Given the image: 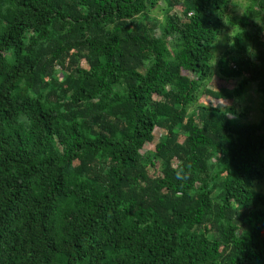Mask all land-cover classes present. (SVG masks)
Here are the masks:
<instances>
[{
    "label": "trees",
    "instance_id": "16d2710c",
    "mask_svg": "<svg viewBox=\"0 0 264 264\" xmlns=\"http://www.w3.org/2000/svg\"><path fill=\"white\" fill-rule=\"evenodd\" d=\"M231 5L0 0V264H264V0ZM252 85L258 123L200 103Z\"/></svg>",
    "mask_w": 264,
    "mask_h": 264
},
{
    "label": "rangeland",
    "instance_id": "374dc122",
    "mask_svg": "<svg viewBox=\"0 0 264 264\" xmlns=\"http://www.w3.org/2000/svg\"><path fill=\"white\" fill-rule=\"evenodd\" d=\"M249 0H232V5L229 7L227 14L232 17H240L243 13L244 7L248 4ZM159 20L161 19L160 15L155 14ZM230 30V29H229ZM231 35V31H227L226 34H222L219 36L214 44L211 47L212 56H214V60L212 63V69L214 70L211 76L210 81L207 84V89L215 92H219L221 90L231 91L236 87L234 81H224L220 80L219 77L215 74L216 72V61L220 55V53L227 47L229 42V36ZM228 37V39H226ZM200 103L206 104L208 106L216 105L217 108L222 110H226L227 108H234L236 116L239 118L240 123H258L261 121V114L259 111V98L255 94L253 89V85L249 87L247 93L243 96L241 100H233L231 103L225 101H217L211 97H202ZM230 119L232 116H228ZM164 132L161 129H154V137L157 140L161 139V136ZM153 145L148 144L144 147V152L149 151Z\"/></svg>",
    "mask_w": 264,
    "mask_h": 264
}]
</instances>
